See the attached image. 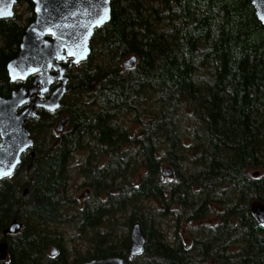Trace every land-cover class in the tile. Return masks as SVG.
Masks as SVG:
<instances>
[{
  "label": "trees",
  "instance_id": "16d2710c",
  "mask_svg": "<svg viewBox=\"0 0 264 264\" xmlns=\"http://www.w3.org/2000/svg\"><path fill=\"white\" fill-rule=\"evenodd\" d=\"M17 2L30 15L25 24L0 19L4 97L19 86L5 65L33 18L31 0ZM131 55L135 62L122 68ZM66 75L59 109L68 115L66 130L54 138L56 114L39 110L24 124L34 134L29 172L24 154L0 179V225L23 223L9 264H81L111 255L123 264H264V224L250 212L264 206V23L250 0H111L88 57ZM125 115L142 126L138 133L122 126ZM81 148L91 204L62 218L69 157ZM164 166L170 179L160 174ZM117 215L128 229L139 223L146 238L140 256H128L129 235L118 236ZM165 219L173 236L161 228ZM69 220L90 232L91 247L67 260L58 227ZM181 220L197 223L188 244L177 231ZM52 245L57 253L48 256Z\"/></svg>",
  "mask_w": 264,
  "mask_h": 264
},
{
  "label": "water",
  "instance_id": "95a60500",
  "mask_svg": "<svg viewBox=\"0 0 264 264\" xmlns=\"http://www.w3.org/2000/svg\"><path fill=\"white\" fill-rule=\"evenodd\" d=\"M15 1L0 0V13H11L0 15V19L13 16ZM110 2L111 0H31L33 18L22 30L16 56L5 65L9 81H18L19 86L7 97L0 95V179L13 173L20 163L21 154L26 151L30 161L25 172L30 170L35 152L31 149L33 137L24 123L29 118H37V108L47 111L58 109L67 90L66 70L88 57L94 29L109 20ZM250 3L256 18L264 23V0H250ZM60 61H65V64H59ZM134 62L135 56L131 55L122 59L120 66L129 68ZM29 76H33L31 84L25 87L24 81ZM54 82H57L56 86L49 91ZM45 93H48L46 97ZM18 108L21 109L18 111ZM65 120L66 116L57 120L54 126L56 132L62 131ZM160 174L171 177L172 170L165 166ZM26 192L27 188L24 187L23 195ZM250 212L257 222L264 224L263 205L254 204ZM21 227L20 221L12 219L3 233H15ZM145 243L146 238L139 223L133 222L129 228L128 256H140ZM3 248L4 245L0 244V259L4 256ZM56 253L54 246L48 248L49 256ZM81 264H123V258L111 255Z\"/></svg>",
  "mask_w": 264,
  "mask_h": 264
},
{
  "label": "rangeland",
  "instance_id": "374dc122",
  "mask_svg": "<svg viewBox=\"0 0 264 264\" xmlns=\"http://www.w3.org/2000/svg\"><path fill=\"white\" fill-rule=\"evenodd\" d=\"M14 15L16 16V20L20 24H25V18L29 17L30 12L27 11L26 5L23 2H17L15 3L13 7ZM97 43L92 42V46L94 47ZM121 62V61H120ZM142 121L145 123V118L142 119ZM54 124V123H53ZM53 124L51 126V131L54 134V138L58 135L57 133H54ZM121 124L123 127L127 128L130 133L136 134L139 131L140 126L138 123H135L132 119V115H125L121 118ZM66 130V127L64 128V131ZM32 136L34 134H31ZM183 140L185 142L184 147L187 146V137L183 136ZM85 158V150L83 148L78 149L70 154L68 165H67V174H68V183L66 187V193L69 197L70 201L65 204V208L63 209V215L62 218L69 217V213L74 212L79 209L84 203L91 204V188L87 185H84L83 180L81 178V172L82 169L80 167L84 164ZM104 162V161H103ZM22 173L19 174L21 176ZM164 179H170L167 177H163ZM86 191V194H83V192ZM147 206H149L151 209L153 208V204L151 202L147 203ZM117 218H119L120 227L118 229V236L122 237L125 235V233L128 232L129 235V229L124 225L121 224V217L120 215H117ZM163 223L161 225V228L163 232H167L166 237L173 236V222L170 219L162 220ZM214 221V220H213ZM166 222V223H165ZM117 225V224H116ZM197 223L191 222L188 225L185 224L182 220L177 225V231L180 232L181 238L183 240L184 244H188L190 242L191 237L190 236H197L198 230L194 229V226H196ZM58 229L62 233V245L66 249V253H68L69 260L70 255L73 254V251L76 255H82L84 254L90 247V232L85 231V229H76L75 224L69 220L68 224L59 226ZM113 229V226H112ZM116 229V228H115ZM68 236L70 238H68ZM72 257V256H71ZM68 264V263H67Z\"/></svg>",
  "mask_w": 264,
  "mask_h": 264
},
{
  "label": "flooded vegetation",
  "instance_id": "af4514ba",
  "mask_svg": "<svg viewBox=\"0 0 264 264\" xmlns=\"http://www.w3.org/2000/svg\"><path fill=\"white\" fill-rule=\"evenodd\" d=\"M25 81H26V80H25ZM31 81H32V80H31ZM24 83H25V82H24ZM56 84H57V82H54L50 88L53 89V88L56 86ZM29 86H30V85H29ZM29 86H28V87H29ZM51 89H49V91H50ZM47 95H48V93H45L44 97H46ZM20 109H21V108H20ZM59 109H60V105H59V108L56 109V110H54V111H47V110H44V111L47 112L48 114H49V113H50V114H53V113L56 114L57 118H56V119L54 120V122H53V123H54V124H53V128H54V126H55L57 120H58L61 116H66V120H65V122L63 123V127H62V131H63L64 128L66 127V122H67L68 115H67V113H64V112L59 111ZM39 110H43V109H41V108H37V113H38ZM46 118H47V114L45 113L44 116H43V119H46ZM54 133L60 134L61 132H54ZM25 154H27L28 157H29L28 151H26ZM23 155H24V154H23ZM29 161H30V159H29L28 161H26V163L23 165V173H24V174H27V173L25 172V167H26V165L29 163ZM1 179H2V178H1ZM22 191H23V189H22ZM18 192H19V191L17 190L16 193H18ZM26 194H27V192H26ZM20 195H21V196H20V203L23 204L24 201L27 200V196H26V195H23V193H20ZM22 206H24V205H22ZM12 219H15V218H11L8 222H5V223H3L2 225H0V244H3V245H4V248H3L4 256L0 259V264H9V260L11 259V247H12V245H13V242H16V241H17L16 237H14V236L17 235V234L21 231V229L23 228V223H22V221L16 219L17 221H20V222L22 223V227H21V229H19V230H18L17 232H15V233H3V230L6 228V226L8 225V223H9ZM54 247H55L56 250H57V247H56V246H54Z\"/></svg>",
  "mask_w": 264,
  "mask_h": 264
},
{
  "label": "snow or ice",
  "instance_id": "6c2138e0",
  "mask_svg": "<svg viewBox=\"0 0 264 264\" xmlns=\"http://www.w3.org/2000/svg\"><path fill=\"white\" fill-rule=\"evenodd\" d=\"M4 14H7V15H10L11 13H0V15H4ZM107 18V14H105V17L104 19ZM9 173H3V175H8Z\"/></svg>",
  "mask_w": 264,
  "mask_h": 264
}]
</instances>
